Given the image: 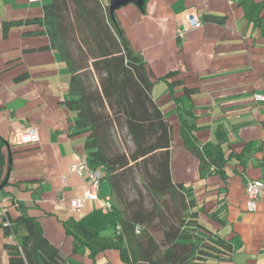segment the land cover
<instances>
[{
  "label": "crops",
  "instance_id": "1",
  "mask_svg": "<svg viewBox=\"0 0 264 264\" xmlns=\"http://www.w3.org/2000/svg\"><path fill=\"white\" fill-rule=\"evenodd\" d=\"M139 8L121 6L115 18L143 57L154 81L151 97L172 125L171 177L193 188L203 228L197 234L202 238L207 230L228 240L230 256L221 264H264V204L248 211L244 193L248 181H264V101L255 98L264 93V0H147ZM191 12L207 19L181 40L176 30ZM41 14V2L0 0V138L11 154L10 185L0 198L7 200L13 222L19 217L39 222L61 264H130L114 249L99 251L93 260L84 236V231L112 235L101 217L103 200L111 199L108 184L101 182L98 199L79 212L69 207L88 188L86 175L70 173L84 154V135L71 129L70 75L49 48L44 27L33 22ZM168 73L177 76L160 80ZM178 78L197 92L183 97L175 87L170 94L169 82ZM183 123L193 127L187 130L189 145L181 139ZM29 127L37 128L39 141L17 145L15 135ZM217 128L224 131L223 151L233 156L222 176L208 175L213 167L201 176L198 154L202 146L217 143ZM3 230L0 264L8 260L5 244H31L22 225H16L15 240Z\"/></svg>",
  "mask_w": 264,
  "mask_h": 264
},
{
  "label": "trees",
  "instance_id": "2",
  "mask_svg": "<svg viewBox=\"0 0 264 264\" xmlns=\"http://www.w3.org/2000/svg\"><path fill=\"white\" fill-rule=\"evenodd\" d=\"M146 2L141 0L140 10ZM41 12V17L33 22L44 27L49 48L56 50L70 75L67 106L75 113L71 129L84 135L87 164L101 169L102 181H107L113 199L111 211H103L101 216L112 227V235L99 237L98 232L89 234L83 230L93 251L92 259L99 251L114 249L130 264H221L230 256V244L207 230H203L202 238L196 233L203 228L197 221L193 188L175 183L171 177L172 125L151 97L154 81L141 54L132 49L115 11L109 13L101 0H41ZM201 18L205 21L207 16L202 14ZM176 76L177 73H168L160 80ZM175 87H181L183 97L198 90L188 88L184 78L169 82L170 94ZM182 125L186 129L180 134L183 145H189L187 133L193 127ZM116 128L125 131L131 146L128 151H121L115 144L111 131ZM215 138L216 144L202 146L198 154L201 176L208 167H213L208 175L222 176L225 162L233 156L222 149L225 139L221 128L216 129ZM5 143L0 138V184L8 162ZM137 183L150 194L177 200L182 209L184 219L179 216L175 228L163 231L166 248L161 253L143 230L144 226L153 225ZM9 185L8 179L0 193ZM129 188L137 192L133 200L128 197ZM6 207L5 204V216L0 217L5 237L11 239L12 233L15 240L16 225H22L31 244H5L8 260L4 264H61L59 250L43 237L39 222L30 217H19L13 222ZM208 217L214 220L215 214L208 212ZM133 251L138 252V259L131 256Z\"/></svg>",
  "mask_w": 264,
  "mask_h": 264
},
{
  "label": "built area",
  "instance_id": "3",
  "mask_svg": "<svg viewBox=\"0 0 264 264\" xmlns=\"http://www.w3.org/2000/svg\"><path fill=\"white\" fill-rule=\"evenodd\" d=\"M29 3L41 2V0H28ZM201 16L196 13H188L183 17V22L176 30V37L181 39L184 33L190 29L198 27L202 21ZM258 101H264V93L255 96ZM14 141L17 145H26L37 143L39 141L38 131L36 127H29L22 132L15 135ZM70 173H75L79 176L86 175L88 180V188L84 196L81 198L71 199L69 201V207L72 211H79L87 206L88 202L98 199V190L103 179V173L101 169H92L88 166L86 156L83 154L80 158L79 165H73L70 167ZM65 180V177H62ZM244 193L247 199V209L253 212L256 209L257 203L264 204V181L252 180L248 181L244 186ZM5 204L6 200L0 198V217L5 216ZM112 204L109 198H105L102 202L103 211H111ZM3 226H8V221H4ZM9 238L14 239V235L11 233Z\"/></svg>",
  "mask_w": 264,
  "mask_h": 264
},
{
  "label": "rangeland",
  "instance_id": "4",
  "mask_svg": "<svg viewBox=\"0 0 264 264\" xmlns=\"http://www.w3.org/2000/svg\"><path fill=\"white\" fill-rule=\"evenodd\" d=\"M102 4L109 13L110 11V2L109 0H101ZM132 6H136V4H132ZM129 8V5L127 6ZM126 35V33H125ZM127 37V36H126ZM128 39V38H127ZM111 134L114 138L115 144L121 148V151H128L131 149V146L129 144V141L125 135V131H120L119 128L113 129L111 131ZM102 185L106 186L107 181H102ZM139 190L141 192V197L143 200L144 209L151 213L152 218V227L147 228L146 226L143 227V230L146 229L148 232V235L152 238V240L155 242V245L157 246L158 253H161L166 248V245L164 243L163 239V231L167 228L173 226L175 228L178 224L177 218L183 217L182 209L180 210V206L177 202V200H172L166 196H156L153 194H150L146 190H144L139 183H137ZM128 197L130 200H133L137 196V192L131 188L127 190ZM111 204H113V199L111 198ZM113 206V205H112ZM186 220V219H185ZM166 225V226H165ZM110 231V230H109ZM143 232V231H142ZM197 233V232H196ZM191 235L195 238V233H191ZM193 238V239H194ZM131 256L133 258L138 257V252H131Z\"/></svg>",
  "mask_w": 264,
  "mask_h": 264
},
{
  "label": "water",
  "instance_id": "5",
  "mask_svg": "<svg viewBox=\"0 0 264 264\" xmlns=\"http://www.w3.org/2000/svg\"><path fill=\"white\" fill-rule=\"evenodd\" d=\"M109 2H110L111 13L116 11L119 7L127 5V4L134 3L137 5V7H141V0H109ZM5 147L7 149L8 162H7V168H6L4 179L2 183L0 184V190L5 186L6 182L8 181L9 176H10V169H11V154L9 152V145L5 143Z\"/></svg>",
  "mask_w": 264,
  "mask_h": 264
},
{
  "label": "clouds",
  "instance_id": "6",
  "mask_svg": "<svg viewBox=\"0 0 264 264\" xmlns=\"http://www.w3.org/2000/svg\"><path fill=\"white\" fill-rule=\"evenodd\" d=\"M102 182V181H101Z\"/></svg>",
  "mask_w": 264,
  "mask_h": 264
}]
</instances>
